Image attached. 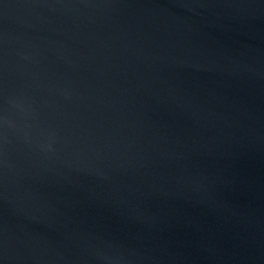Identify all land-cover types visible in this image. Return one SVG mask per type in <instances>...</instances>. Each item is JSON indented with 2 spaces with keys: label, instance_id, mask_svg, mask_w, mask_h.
<instances>
[{
  "label": "water",
  "instance_id": "1",
  "mask_svg": "<svg viewBox=\"0 0 264 264\" xmlns=\"http://www.w3.org/2000/svg\"><path fill=\"white\" fill-rule=\"evenodd\" d=\"M0 264H264V0H0Z\"/></svg>",
  "mask_w": 264,
  "mask_h": 264
}]
</instances>
